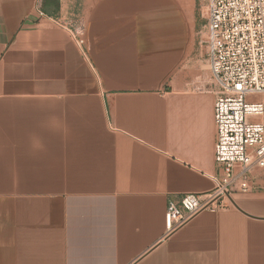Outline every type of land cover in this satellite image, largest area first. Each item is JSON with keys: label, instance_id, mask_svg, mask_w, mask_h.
Wrapping results in <instances>:
<instances>
[{"label": "crops", "instance_id": "crops-1", "mask_svg": "<svg viewBox=\"0 0 264 264\" xmlns=\"http://www.w3.org/2000/svg\"><path fill=\"white\" fill-rule=\"evenodd\" d=\"M183 21L180 0H0V264H264V168L166 230L219 172Z\"/></svg>", "mask_w": 264, "mask_h": 264}, {"label": "built area", "instance_id": "built-area-1", "mask_svg": "<svg viewBox=\"0 0 264 264\" xmlns=\"http://www.w3.org/2000/svg\"><path fill=\"white\" fill-rule=\"evenodd\" d=\"M205 44L219 172L211 190L169 201L168 233L201 211L228 208L233 194L249 191L253 170L264 168V121L256 119L264 116V0H208Z\"/></svg>", "mask_w": 264, "mask_h": 264}, {"label": "rangeland", "instance_id": "rangeland-1", "mask_svg": "<svg viewBox=\"0 0 264 264\" xmlns=\"http://www.w3.org/2000/svg\"><path fill=\"white\" fill-rule=\"evenodd\" d=\"M180 3L184 14L183 30L187 34L186 43L187 46L192 48L191 55L188 58L191 61L196 60L197 79H207L211 82L210 70L205 60L208 0H180ZM205 68H207L209 76L204 74ZM259 97L264 100V96Z\"/></svg>", "mask_w": 264, "mask_h": 264}, {"label": "bare ground", "instance_id": "bare-ground-1", "mask_svg": "<svg viewBox=\"0 0 264 264\" xmlns=\"http://www.w3.org/2000/svg\"><path fill=\"white\" fill-rule=\"evenodd\" d=\"M263 117V116H262Z\"/></svg>", "mask_w": 264, "mask_h": 264}]
</instances>
